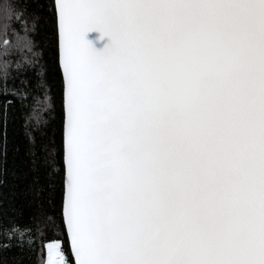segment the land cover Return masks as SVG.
I'll return each instance as SVG.
<instances>
[{"label": "snow or ice", "instance_id": "1", "mask_svg": "<svg viewBox=\"0 0 264 264\" xmlns=\"http://www.w3.org/2000/svg\"><path fill=\"white\" fill-rule=\"evenodd\" d=\"M44 2L0 4V57L36 32ZM47 3L72 252L49 242L47 264H264V0ZM94 31L108 37L102 50ZM8 68L0 59V92ZM22 75L23 90L43 86ZM32 231L0 221L9 241Z\"/></svg>", "mask_w": 264, "mask_h": 264}, {"label": "trees", "instance_id": "2", "mask_svg": "<svg viewBox=\"0 0 264 264\" xmlns=\"http://www.w3.org/2000/svg\"><path fill=\"white\" fill-rule=\"evenodd\" d=\"M5 2L0 0V4ZM37 14L42 18L36 32L29 31L26 37L20 31L21 46L0 57L9 64L8 91L0 92V221L6 226L16 223L33 228L23 242L18 237L9 241L0 236V244L12 245L7 250L0 248V264H47L42 249L49 242H60L67 258L72 256L62 217L63 77L58 38L47 0ZM25 37L32 41L31 52L23 47ZM8 39L16 44L11 30ZM2 40L0 37V52ZM25 57L36 63L25 65ZM17 63L23 67L18 69ZM25 70L29 84L42 81L35 92L23 90L20 84Z\"/></svg>", "mask_w": 264, "mask_h": 264}, {"label": "water", "instance_id": "3", "mask_svg": "<svg viewBox=\"0 0 264 264\" xmlns=\"http://www.w3.org/2000/svg\"><path fill=\"white\" fill-rule=\"evenodd\" d=\"M101 37V33H99L98 31H94L92 33L87 34V39L91 40L94 44V46L98 49V50H102L104 45L107 44L109 42L108 37H104L103 40L100 39ZM58 60H59V66L61 69V55H60V49H59V45H58ZM62 77H63V73H62ZM63 101H64V79H63ZM64 193H63V203H62V217H63V222H64V226H65V217H64ZM66 230V228H65ZM66 234H67V238H68V242H69V234L67 233L66 230ZM70 247V244H69ZM71 251V248H70ZM72 254V252H71Z\"/></svg>", "mask_w": 264, "mask_h": 264}]
</instances>
